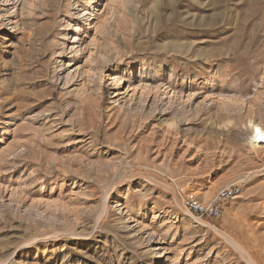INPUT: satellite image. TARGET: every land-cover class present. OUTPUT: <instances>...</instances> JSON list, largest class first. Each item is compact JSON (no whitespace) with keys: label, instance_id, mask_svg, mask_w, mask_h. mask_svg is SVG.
<instances>
[{"label":"rangeland","instance_id":"1","mask_svg":"<svg viewBox=\"0 0 264 264\" xmlns=\"http://www.w3.org/2000/svg\"><path fill=\"white\" fill-rule=\"evenodd\" d=\"M254 127L264 0H0V264H264Z\"/></svg>","mask_w":264,"mask_h":264},{"label":"bare ground","instance_id":"2","mask_svg":"<svg viewBox=\"0 0 264 264\" xmlns=\"http://www.w3.org/2000/svg\"><path fill=\"white\" fill-rule=\"evenodd\" d=\"M92 8L91 7H85L82 4L79 5V7L77 8V13H76V22H74V25L70 27V29H72V34L71 35H64L65 38V43L68 45V50L70 52V56L67 57L66 61H59L61 64L60 66H62V68L64 70L69 69L70 67H72V65H74L75 63V58L71 55L76 52H78L79 50H81L82 48H80L83 43H80L81 38L85 39L86 36L89 35V33L87 32V30L85 28H82L81 26V20L85 19H89L90 17H92ZM89 14V16H87ZM94 15V14H93ZM93 19V18H92ZM104 26L99 25V27L96 29V31L94 32V35L92 37V39L90 40H86L85 44L88 45L89 43L93 44V52H92V58L95 60L96 57H100L98 55L102 54L103 52H106V44H105V36H107L104 32ZM69 29V28H68ZM66 34V33H65ZM108 34V33H107ZM89 37V36H88ZM64 43V41H63ZM65 44V45H66ZM64 45V44H62ZM64 51V50H63ZM62 51V52H63ZM60 55V54H59ZM106 66V65H105ZM115 69V68H114ZM114 70H112L113 72ZM157 75V74H156ZM140 76V75H139ZM138 76V78H139ZM137 77V76H136ZM135 78V76L133 77ZM152 80L153 76H148V77H141L140 76V80ZM122 79L120 78L119 81H121ZM139 81V80H138ZM143 82V81H142ZM141 85H146V84H141ZM264 130L258 127H254L251 130V145L256 148L258 146H262L264 145Z\"/></svg>","mask_w":264,"mask_h":264},{"label":"built area","instance_id":"3","mask_svg":"<svg viewBox=\"0 0 264 264\" xmlns=\"http://www.w3.org/2000/svg\"><path fill=\"white\" fill-rule=\"evenodd\" d=\"M235 193L232 189L222 190L209 203H201L196 199L183 198L185 207L193 213L200 216L220 218L223 205L230 199H233Z\"/></svg>","mask_w":264,"mask_h":264}]
</instances>
